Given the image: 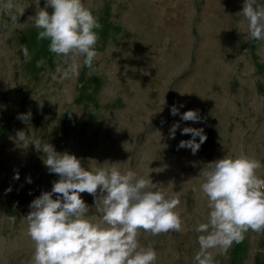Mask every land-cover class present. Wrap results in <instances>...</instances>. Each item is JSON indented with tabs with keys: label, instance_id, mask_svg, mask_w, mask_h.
<instances>
[{
	"label": "rangeland",
	"instance_id": "rangeland-1",
	"mask_svg": "<svg viewBox=\"0 0 264 264\" xmlns=\"http://www.w3.org/2000/svg\"><path fill=\"white\" fill-rule=\"evenodd\" d=\"M14 2L12 14L23 13L17 24L0 12V264H32L29 205L59 179L43 152L18 142L19 130L29 143L40 139L74 154L85 169L117 163L177 197L183 230L141 231L138 242L156 250V264H194L195 228L209 213L200 191L204 165L241 153L264 165V40L248 35L239 14L245 0H220L223 8L218 0H83L101 25L98 55L92 69L81 66L64 80L58 69L67 67L66 58L51 53L33 26L45 0ZM189 110L200 122L181 120ZM29 111L28 123L17 118ZM185 127L203 128L207 136L195 155L178 149L192 139L181 134ZM258 174L264 178V167ZM81 196L88 217L99 222L94 198ZM210 251L215 264H264V233L249 230L227 252Z\"/></svg>",
	"mask_w": 264,
	"mask_h": 264
},
{
	"label": "clouds",
	"instance_id": "clouds-1",
	"mask_svg": "<svg viewBox=\"0 0 264 264\" xmlns=\"http://www.w3.org/2000/svg\"><path fill=\"white\" fill-rule=\"evenodd\" d=\"M16 8L14 0L0 2V12L9 14L12 24H17L23 14H12ZM239 14L247 21L249 37L264 40V3L245 0ZM33 26L40 30L39 40L49 41L51 53L66 58L67 67L58 69L62 80L77 75L81 66L92 69L98 55L96 30L101 25L83 0H45L44 7L33 17ZM21 51L29 60L27 47ZM49 102L54 104V98ZM171 114H179L175 106ZM180 115L183 121L201 120L195 110ZM31 116L29 111L17 118L28 123ZM179 127V123L172 125L170 138L175 137ZM181 134H191L192 139L180 141L178 149L189 148L193 155L207 140L203 128L185 127ZM17 138L26 148L32 144L43 152L49 173L59 176L51 191L42 192L30 203L31 210L25 218L27 235L34 244L32 264H156V250L142 247L139 233L157 236L183 230L177 211L180 200L153 190L155 184L150 177L137 178L130 169L121 171L117 163L88 170L74 154L59 153L48 142L35 139L29 143L30 137L23 130L17 132ZM262 167L260 160L244 153L236 157L226 155L204 165L200 191L206 197L209 213L207 222L195 228L200 235L194 264H215L210 250L227 252L249 230L264 233V178L258 174ZM14 179H19L18 173ZM27 182H32L30 177ZM82 193L94 198L99 222L88 217L89 205ZM15 219L9 217L13 223Z\"/></svg>",
	"mask_w": 264,
	"mask_h": 264
},
{
	"label": "crops",
	"instance_id": "crops-1",
	"mask_svg": "<svg viewBox=\"0 0 264 264\" xmlns=\"http://www.w3.org/2000/svg\"><path fill=\"white\" fill-rule=\"evenodd\" d=\"M259 264V263H258Z\"/></svg>",
	"mask_w": 264,
	"mask_h": 264
}]
</instances>
